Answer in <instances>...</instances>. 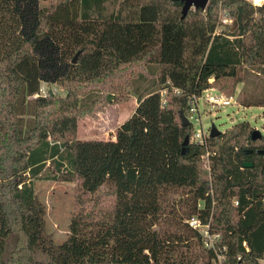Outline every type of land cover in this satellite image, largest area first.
I'll return each instance as SVG.
<instances>
[{"label": "trees", "instance_id": "trees-1", "mask_svg": "<svg viewBox=\"0 0 264 264\" xmlns=\"http://www.w3.org/2000/svg\"><path fill=\"white\" fill-rule=\"evenodd\" d=\"M182 6L0 0V264H264V137L242 120L202 145L180 119L209 87L232 95L242 83L238 103L264 106L246 85L264 71V4L209 0L184 17ZM133 62L153 77L130 80ZM43 82L65 94L41 93ZM124 84L137 106L115 139H77L80 118L129 98ZM42 178L78 187L59 243L34 189Z\"/></svg>", "mask_w": 264, "mask_h": 264}, {"label": "rangeland", "instance_id": "rangeland-1", "mask_svg": "<svg viewBox=\"0 0 264 264\" xmlns=\"http://www.w3.org/2000/svg\"><path fill=\"white\" fill-rule=\"evenodd\" d=\"M248 1L253 5L264 4V0ZM116 6L117 3H110L107 10H114ZM222 13L223 11H220V21ZM221 23L223 24L222 21ZM126 68L129 70L130 75L128 74V76L130 80L135 78L137 75H144L146 78L153 77L148 74V66L139 62H133L127 65ZM251 81L253 82L252 84H250ZM246 85L255 87L256 95H260V93L264 91V71L260 69L250 71L247 75ZM242 86V83L237 85L234 92L235 96ZM41 87L43 89V93H46L49 89L52 93H60L61 95L65 94V90L56 84H53L50 87L47 83L43 82ZM124 94L129 96L126 101L121 103H112L105 107L103 111L97 112L95 116L93 114H89L80 118L77 123L76 138L80 140L97 141L114 139L113 134L117 128L116 125L118 121L120 120L123 122L129 118L133 114L137 105L136 96L130 90L129 84L124 86ZM115 111H118L117 122L113 119V114L116 113ZM242 120L248 121L253 129H258L264 137V106L244 107L237 104L226 106L225 108L212 114H208L206 116L204 115L203 125L205 128L213 126L217 130L223 132L224 130L230 128L233 124ZM201 160L203 169L210 171L209 160L205 157L201 158ZM33 184L37 196L44 202L46 207V231L50 233L55 243H59L68 235L69 222L72 215L75 213V197L78 187L75 182H62L43 178L34 180ZM179 198L180 196L177 197V199ZM174 209H179V206L176 205V203L174 204ZM262 263H264V260Z\"/></svg>", "mask_w": 264, "mask_h": 264}, {"label": "built area", "instance_id": "built-area-1", "mask_svg": "<svg viewBox=\"0 0 264 264\" xmlns=\"http://www.w3.org/2000/svg\"><path fill=\"white\" fill-rule=\"evenodd\" d=\"M222 22L228 24L231 22V20L223 18ZM220 29L221 28H219V30ZM40 91L41 93H43L42 87L40 88ZM233 104L241 105L240 103H238L237 98L234 94L227 95L214 87H209L200 91L199 93L190 95L188 99V115L186 116V118L188 119L189 124L192 126L193 130L191 141L206 145V141L210 137L211 127H204L203 116L212 114L225 108L226 106H230ZM203 157L208 160L209 152L207 151L204 155H202L201 158ZM187 222L191 227L199 229L201 234L208 238L206 244L213 247L214 239H216V237L209 233L208 225H202L197 217H191L187 220ZM223 260L224 257L218 254L216 264H223Z\"/></svg>", "mask_w": 264, "mask_h": 264}, {"label": "water", "instance_id": "water-1", "mask_svg": "<svg viewBox=\"0 0 264 264\" xmlns=\"http://www.w3.org/2000/svg\"><path fill=\"white\" fill-rule=\"evenodd\" d=\"M44 1H47V0H44ZM178 1H181L183 3L182 17H184L187 14L188 10L191 8H202V9L205 8L209 0H178ZM76 58H77V53L73 57V62L76 61ZM180 119H181L183 126H187L189 124L188 119L182 113L180 114ZM219 132H220L219 130H217L215 127L212 126L211 131H210V136L211 137L215 136V135L219 134ZM261 135L262 134L258 129H254L251 133V139L259 138V137H261ZM188 143H189V138L186 136L182 142L181 154L184 155L187 153ZM250 151L251 150H249V152ZM256 153H264V150H256ZM244 166L245 167L252 166V163L251 162H245Z\"/></svg>", "mask_w": 264, "mask_h": 264}, {"label": "crops", "instance_id": "crops-1", "mask_svg": "<svg viewBox=\"0 0 264 264\" xmlns=\"http://www.w3.org/2000/svg\"><path fill=\"white\" fill-rule=\"evenodd\" d=\"M136 103H137V100H136ZM136 106H137V105H136ZM116 110H117V109H116ZM118 110H119V109H118ZM115 112H116V113L113 114V119L117 122V120H118V114H117L118 111H115ZM121 123H122V121L119 120L118 123H117V125H116V127H118ZM116 129H117V128H116ZM115 131H116V130H115ZM114 135H115V133L113 134V137H114V139H115V136H114ZM113 137H112V138H113Z\"/></svg>", "mask_w": 264, "mask_h": 264}, {"label": "bare ground", "instance_id": "bare-ground-1", "mask_svg": "<svg viewBox=\"0 0 264 264\" xmlns=\"http://www.w3.org/2000/svg\"><path fill=\"white\" fill-rule=\"evenodd\" d=\"M255 1H257V0H255ZM259 1V0H258Z\"/></svg>", "mask_w": 264, "mask_h": 264}]
</instances>
